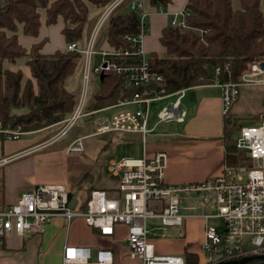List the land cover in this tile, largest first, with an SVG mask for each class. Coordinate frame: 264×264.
<instances>
[{"label": "built area", "instance_id": "obj_1", "mask_svg": "<svg viewBox=\"0 0 264 264\" xmlns=\"http://www.w3.org/2000/svg\"><path fill=\"white\" fill-rule=\"evenodd\" d=\"M124 0H111L95 14L96 19L84 41H71L65 51L78 53L79 90L75 105L61 123L58 136L65 134L80 117H86L105 110H113L109 117L95 121L92 134L109 132L119 134L137 133L142 141L153 130L148 127L150 103L175 95L156 113L157 123L182 122L185 111L180 99L186 88L165 93L162 88L164 77L149 69L142 39L147 31L140 14L139 31L125 34L122 39L127 47L102 48L97 45L98 33L105 25L113 9ZM129 10L141 11V0H128ZM163 10V9H162ZM180 20L173 19L171 25L184 27V9L178 13ZM139 60L135 64H120L118 61ZM260 56L247 62L241 71L239 81L223 82L218 77L214 83L221 89L222 114L236 99L239 85H264V67ZM219 68H215L217 73ZM118 74L121 88L135 89L117 103L97 110L88 111L89 80L101 74ZM100 80V78H99ZM101 81V80H100ZM264 101V95H263ZM134 105V108H129ZM20 127L1 129L0 137L17 138ZM79 136L71 140L67 152L82 150ZM236 163H225L218 173L200 182L168 184L164 181L166 153L158 151L151 157H121L107 161L109 176L116 177V184L108 189L94 188L82 203L76 199L69 205L71 189L63 183L40 184L22 191L14 202L0 201V247L9 234L29 237L42 234L50 221L64 219L66 226L74 218H81L86 225L97 229L100 235L115 234L118 225L125 226L127 256L138 259L141 264H185V255L157 254L148 239L149 221L156 220L162 226L182 227L185 218L204 221L202 250L205 257L200 264H214L220 261L254 258L245 264H264V118L254 124L241 126L235 139ZM215 219L216 224L209 223ZM112 251L109 248L92 250L84 245H65L62 264H111Z\"/></svg>", "mask_w": 264, "mask_h": 264}, {"label": "trees", "instance_id": "obj_2", "mask_svg": "<svg viewBox=\"0 0 264 264\" xmlns=\"http://www.w3.org/2000/svg\"><path fill=\"white\" fill-rule=\"evenodd\" d=\"M110 1L0 0L1 129L19 126L21 131L27 132L53 126L69 116L76 101V93L68 90L65 82L78 65V53L64 48L50 54L41 53L43 39L27 50L17 39V25H22L23 34L34 37L38 35L41 13L46 25L56 23L60 17L65 46L68 42L81 40L88 26L94 23L96 16L89 18V8L97 9ZM141 1V11L129 10L127 0H124L110 13L103 31L108 46H129L122 36L139 31L140 14L146 4L164 9L170 0ZM237 2L234 7L232 0H187L184 5L185 26L168 24L162 29L159 41L164 52H151L147 63L152 72L164 77L162 88L165 93L210 84L216 77L223 82H237L247 62L264 57V18L260 7L264 0ZM17 59H23L29 76L23 77L20 67L11 69L6 66V62L14 63ZM138 61L118 62L135 64ZM216 67L219 68L217 73ZM134 91H124L120 75L107 73L91 95L86 109L107 107L125 96L130 97ZM227 112L223 114L224 162L233 164L239 158L235 153V139L242 125L239 118L229 117ZM260 115L264 118V112ZM120 135L124 136L123 133ZM112 138L110 136L100 150H106ZM86 178L87 174H84ZM93 188L92 185L85 188L80 195L82 203ZM184 255L185 264H200L196 253L185 248Z\"/></svg>", "mask_w": 264, "mask_h": 264}, {"label": "crops", "instance_id": "obj_3", "mask_svg": "<svg viewBox=\"0 0 264 264\" xmlns=\"http://www.w3.org/2000/svg\"><path fill=\"white\" fill-rule=\"evenodd\" d=\"M186 1L170 0L164 9L160 6L149 7L146 4L143 22L146 24L147 31L143 36L142 46L147 56L151 52H164L159 41L161 31L171 24L173 19L180 20L178 13L184 9ZM40 21L38 35L34 37L23 34L22 25H17L16 35L19 43L28 50L33 43L43 39L44 44L40 52L44 54L63 49L62 19L59 17L57 20L59 24L56 30L60 32L61 38V43L57 42V44L50 41L55 30L54 24L46 25L43 13H41ZM87 35L86 32L84 38ZM100 47L108 48L107 42H103ZM188 88H190L188 91H191L188 93L186 88L180 99V107L185 111L184 120L157 123V118L154 120V115L151 116L149 110L147 123L153 130L146 135L145 141H142L140 155L133 157L140 158L143 155L151 157L158 151H164L166 153L164 181L168 184L203 181L218 173L224 164L225 149L222 139L224 116L221 89L214 82ZM169 97L175 98V95L167 98ZM49 128L51 127L27 131L41 133L34 140L20 138V135L17 138L0 137V201L14 202L22 191L33 189L40 184L60 183L42 174L39 156L34 155L40 148L54 142L46 135ZM65 152H67L66 148ZM75 191L76 199L81 201L79 189H71V197ZM75 224L84 229L86 233L84 238L70 237L71 226ZM65 245H84L91 247L92 250L109 248L113 257L111 264H141L140 260L127 256L125 226L118 225L114 235L103 236L97 229L86 225L81 218L72 219L66 226L64 219L58 217L50 221L42 234H33L29 237L9 234L0 247V264H62ZM187 245L188 241H185L183 251L174 254H184Z\"/></svg>", "mask_w": 264, "mask_h": 264}, {"label": "rangeland", "instance_id": "obj_4", "mask_svg": "<svg viewBox=\"0 0 264 264\" xmlns=\"http://www.w3.org/2000/svg\"><path fill=\"white\" fill-rule=\"evenodd\" d=\"M237 0H232L233 6H237ZM103 7V6H102ZM261 10L264 18V3L261 2ZM101 9L94 7L89 8V18ZM59 21L54 23L53 36L50 41L53 44L61 43L60 32H57ZM93 25V23H92ZM91 25L88 26L85 32L89 33ZM105 25L98 33L97 45L101 46L106 38L103 36ZM86 35V34H85ZM84 35V36H85ZM84 36L81 41H84ZM260 57V56H259ZM8 68L20 67L23 77L29 76L28 69L24 65L23 59H17L14 63L6 62ZM79 72L80 66L77 65L74 73L66 79L65 86L68 90L78 93L79 90ZM99 78H91L89 80V94H93L100 85ZM190 88H187V91ZM238 93L236 99L229 105L227 116L239 118L242 126L254 124L261 117L264 112V85H239L237 87ZM191 90L188 91V93ZM174 97L154 101L150 103V112L153 119H156L155 113L163 105L167 104L169 100ZM129 108H134V105H129ZM113 110H105L100 113H95L86 117H80L74 125L65 133L57 137L60 130L61 123L49 126L46 131L47 137L54 140L52 144L40 148L34 153L39 156V164L42 174L47 177L65 184L73 190L79 189L80 195L85 188L93 184L95 187H111L116 184V177L109 176L107 171V161L110 159H118L121 157H135L140 155L142 139L137 133H125L124 136L119 134L105 133L103 135L92 134L95 130V121L99 118L109 117ZM41 133L27 132L20 135V138H27L28 140L36 139ZM83 136L81 139L82 150L80 152H65L67 144L76 137ZM112 136L110 145L106 150H101V146L108 141ZM132 138L127 140L125 138ZM84 174L87 178L84 179ZM80 180H82L80 182ZM79 184L76 185V183ZM78 188H77V187ZM218 221L212 219L209 223L216 224ZM149 227L158 226L148 232L147 237L153 243L155 252L160 254H174L180 253L184 249L185 241H188L187 251L197 254L198 260L205 257V253L201 248L203 244L204 221L198 218H185L182 227L178 226H162L158 221H149ZM84 229L79 225H72L70 229V237L75 239H82L85 236Z\"/></svg>", "mask_w": 264, "mask_h": 264}, {"label": "water", "instance_id": "obj_5", "mask_svg": "<svg viewBox=\"0 0 264 264\" xmlns=\"http://www.w3.org/2000/svg\"><path fill=\"white\" fill-rule=\"evenodd\" d=\"M260 66H261V67H264V61H262V62L260 63ZM103 77H104V75L101 74L100 77H99L100 80H102ZM76 194H77V192L75 191V192L73 193L72 197L70 198V200H69V205H70V206H73L74 203L76 202ZM253 258H254L253 256H246V257H242V258H240V259H238V260L220 261V262H217V263H214V264H245L246 262L252 260Z\"/></svg>", "mask_w": 264, "mask_h": 264}]
</instances>
